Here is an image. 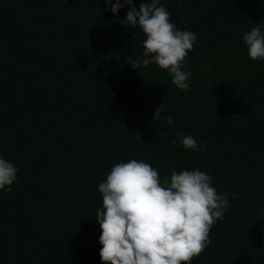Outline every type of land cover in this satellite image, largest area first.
I'll list each match as a JSON object with an SVG mask.
<instances>
[{"label": "trees", "instance_id": "obj_1", "mask_svg": "<svg viewBox=\"0 0 264 264\" xmlns=\"http://www.w3.org/2000/svg\"><path fill=\"white\" fill-rule=\"evenodd\" d=\"M160 4L197 35L187 91L155 64L126 62L145 39L123 25L128 5L0 0V157L18 169L0 190V264H102L98 185L131 159L162 179L203 171L229 194L191 264H264V61L243 41L264 31V0ZM162 103L171 125L152 119ZM177 133L205 147L185 150Z\"/></svg>", "mask_w": 264, "mask_h": 264}, {"label": "clouds", "instance_id": "obj_2", "mask_svg": "<svg viewBox=\"0 0 264 264\" xmlns=\"http://www.w3.org/2000/svg\"><path fill=\"white\" fill-rule=\"evenodd\" d=\"M104 2L111 6L105 10L113 14L128 5L123 25L138 26L145 37L142 56L135 60L128 57L126 62L133 69L155 64L171 75L178 89L189 90L192 73L184 69L196 33L177 29L160 0H141L138 10L132 6L133 0ZM243 41L251 60L264 61V31L260 26L247 31ZM163 111L162 103L152 119L173 124ZM177 137L185 150L205 147L190 135L177 133ZM17 172L12 163L0 157V190L11 191ZM211 181L210 175L196 169L173 171L162 179L143 160L131 159L113 166L98 185L103 198V206L96 212L102 264H191L211 243L212 228L230 206L229 194H218ZM232 195L235 198L236 194Z\"/></svg>", "mask_w": 264, "mask_h": 264}]
</instances>
